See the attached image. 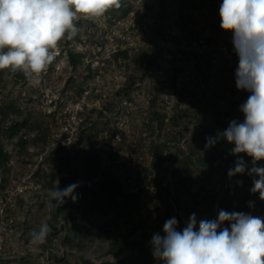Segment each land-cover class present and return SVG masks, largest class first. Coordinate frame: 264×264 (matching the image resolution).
I'll use <instances>...</instances> for the list:
<instances>
[{
	"label": "rangeland",
	"instance_id": "374dc122",
	"mask_svg": "<svg viewBox=\"0 0 264 264\" xmlns=\"http://www.w3.org/2000/svg\"><path fill=\"white\" fill-rule=\"evenodd\" d=\"M182 1L123 0L130 7L123 17L113 9L102 20L78 21V35L60 42L38 78L0 71V147L9 155L0 167V264H105L118 256L157 264L150 242L154 233L163 235L166 220L175 217L182 230L195 213L198 230L209 219L194 200L229 177L221 149L205 148V129L242 122L239 106L249 93L235 86L238 56L232 34L220 28L223 0H190L184 17ZM71 51L83 55L77 68ZM154 110L179 115L181 125L150 127ZM25 119L28 127L14 138L4 134ZM155 144H166L162 159L151 154ZM104 167L124 194L136 195L131 217L115 222L116 208L87 215ZM76 172L77 199L63 204L73 218H55L48 190L66 188L62 179ZM44 222L51 227L47 243L30 247V231Z\"/></svg>",
	"mask_w": 264,
	"mask_h": 264
},
{
	"label": "clouds",
	"instance_id": "9594fccd",
	"mask_svg": "<svg viewBox=\"0 0 264 264\" xmlns=\"http://www.w3.org/2000/svg\"><path fill=\"white\" fill-rule=\"evenodd\" d=\"M123 0H0V71H20L38 78L56 60L61 41H72L79 33L77 22L99 21ZM220 28L232 34L238 56L235 86L249 96L240 104L243 121L233 119L216 136L206 137L205 148L220 140L233 144V155L251 158V166L241 157L228 176L253 177L251 193L264 200V0H223L219 8ZM78 183L64 189L48 190L49 211L75 201ZM252 206V202H249ZM227 222L228 227H222ZM178 220L165 221L163 235L154 233L152 255L160 264H264V218L245 212L220 210L211 220L193 213L178 230ZM51 227L47 222L29 233L28 245L47 243Z\"/></svg>",
	"mask_w": 264,
	"mask_h": 264
},
{
	"label": "trees",
	"instance_id": "16d2710c",
	"mask_svg": "<svg viewBox=\"0 0 264 264\" xmlns=\"http://www.w3.org/2000/svg\"><path fill=\"white\" fill-rule=\"evenodd\" d=\"M190 0H183L180 4V13L181 16L184 17V10L188 7ZM115 16L123 17L130 12V7H125L124 4L120 9H114ZM118 13V14H117ZM83 55L81 53L70 52L68 54L69 62L72 65V68H77L82 63ZM156 102V99L153 100ZM166 120L171 122L175 126L181 125L180 116L179 115H167L158 110H154L151 113L149 126L151 127L153 123H157L159 128L163 129L166 126ZM29 121L25 119L24 121H13L9 127L6 128L4 134L9 138H14L18 135L23 128L28 127ZM206 130V136H216L217 132H220L217 127H209ZM2 131V125L0 122V133ZM26 141L24 139L20 140V145L24 146ZM214 150L221 149V155L224 157L226 162L225 172L228 173L229 169L235 166V162L237 159L241 158L245 154L241 153L238 156L233 155L231 149L234 147L233 144H229L226 140H220L214 146H212ZM166 148V144H155L150 148L151 154L153 157L163 158V153ZM214 153H212V156ZM214 157V156H213ZM248 158V157H247ZM9 159V155L4 152V149L0 147V167ZM211 166H215L214 159L211 161ZM247 162V160H246ZM264 166V162H261ZM91 165L96 166L94 163H90ZM251 166V163H250ZM97 167V166H96ZM100 172V180L94 190V202L90 207L88 216H92L95 208L102 210L104 212H114L113 210L118 209V215L115 217L114 221L118 218H122L123 215L131 217L134 209L137 208L136 204H133L132 201L134 199V194H124L123 189L121 188L120 179L116 177V174L113 171L109 170L107 167H104ZM80 172H76L73 180L62 179L63 182H66L68 185L79 182ZM213 173H207V179L212 178ZM229 177V176H228ZM253 177L247 175H236L233 177H229V179H225L220 183L218 191L213 186L209 188H204V194L199 199L194 200V202L201 208L205 209L206 213H210V217L208 220L215 219L218 216V212L220 210H225L228 212H245V213H261L264 212V200L259 198V193H251L250 189L253 187ZM206 182H210L207 180ZM220 191H223L221 194ZM99 202V204L97 203ZM249 202H252V206H249ZM66 203L70 204L71 199H67ZM121 207V208H120ZM69 215L73 218V213L70 210H67L65 205L60 206L55 209L54 216L55 218H62L65 215ZM112 221V222H114ZM52 225V223H51ZM227 222L222 225V227H228ZM89 228L86 227V230ZM138 228H142L140 225ZM77 235L80 236L82 232L78 229ZM136 231H132L130 234L135 233ZM85 234L81 236L82 239L85 238ZM66 240L69 241V237H66ZM126 244L130 245L129 237L126 238ZM118 256V255H117ZM86 264H91L87 262ZM105 264H130L125 259H119L106 262ZM145 264H152V260L147 258ZM157 264H160L158 261Z\"/></svg>",
	"mask_w": 264,
	"mask_h": 264
}]
</instances>
